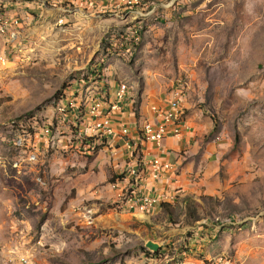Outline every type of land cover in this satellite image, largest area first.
<instances>
[{
	"label": "rangeland",
	"instance_id": "374dc122",
	"mask_svg": "<svg viewBox=\"0 0 264 264\" xmlns=\"http://www.w3.org/2000/svg\"><path fill=\"white\" fill-rule=\"evenodd\" d=\"M114 1L0 0V264H264V0ZM174 100L177 201L125 210L94 125Z\"/></svg>",
	"mask_w": 264,
	"mask_h": 264
},
{
	"label": "built area",
	"instance_id": "2783aa9c",
	"mask_svg": "<svg viewBox=\"0 0 264 264\" xmlns=\"http://www.w3.org/2000/svg\"><path fill=\"white\" fill-rule=\"evenodd\" d=\"M85 1L89 3L97 2L98 4L114 5H119L120 2L114 0ZM121 1L129 2L128 0ZM122 98L123 90L119 89L117 93V99L121 100ZM99 106L100 104L98 103L92 108L93 115H95V111L99 109ZM171 110H180V104L178 101H172L167 107L153 106L151 108L152 123H147L144 126V129H140L139 131V134L144 141L152 140V145L155 149H160L163 146V142L168 138H179L182 133L188 129L187 125H181L175 122L176 120H172ZM114 111L115 104H113V106L111 105V112L108 114L107 119H100L95 123L94 128L100 132V135L105 137H109L111 135H121V129L119 128L120 131L117 132L110 115ZM129 145L132 146V153L130 155L131 170H133L136 174H145L144 181H137L144 184L145 193H130L128 190H124V183L119 180L123 186V197L116 199L117 202H123V208L125 210H131L138 209V207L147 206L148 202H156L157 204L160 198H167V202L171 201V199L177 195L176 191L161 189L153 185H148L150 182H156L168 176L167 165L169 161L158 155L143 154L141 151H139L138 146H133L131 142ZM147 189H155V191L158 193L157 201H150L147 198ZM221 264H224V262Z\"/></svg>",
	"mask_w": 264,
	"mask_h": 264
},
{
	"label": "bare ground",
	"instance_id": "6f19581e",
	"mask_svg": "<svg viewBox=\"0 0 264 264\" xmlns=\"http://www.w3.org/2000/svg\"><path fill=\"white\" fill-rule=\"evenodd\" d=\"M124 92H125V89H123V95H124ZM116 109H119V108H117V106H115V110ZM171 118H172V120H176L175 122H177L178 124L187 125L184 122L185 120H184L183 111H182L181 107H180V110H171ZM147 123H152V121L144 122L141 129H144V126ZM120 137H124V138L127 137V131L124 130L121 133ZM145 142L152 143V140H145ZM129 144H130V141L127 140L125 142V147L128 150H132V146ZM172 168H173L172 165L170 163H168L167 172L172 171ZM144 175L145 174H136L133 170H131V165H130V167H128V170L125 173V176L122 177V179H120V181H122L124 183V190H128V192H130V193H145V188H144L143 184L137 182V181H140ZM120 181L116 180L115 184L113 185V187H114L113 189H116V192H117L115 195L116 199H120L121 197H123V186H122V183ZM147 198L150 201H157L158 200V193L156 191L151 192V191L147 190ZM175 201H177L176 196H174L171 199V201H168V202H167V198H160L159 202L157 204H156V202H148L147 206L138 207V209H131L128 211L146 213V212L151 211L154 208L159 207L161 205H172L175 203ZM117 203H119L120 206L123 207V202H117ZM221 263H223V260H219L215 264H221Z\"/></svg>",
	"mask_w": 264,
	"mask_h": 264
},
{
	"label": "crops",
	"instance_id": "0c3cea01",
	"mask_svg": "<svg viewBox=\"0 0 264 264\" xmlns=\"http://www.w3.org/2000/svg\"><path fill=\"white\" fill-rule=\"evenodd\" d=\"M53 1H56V0H53ZM89 4H93V3H89ZM130 122L131 121H129V123ZM144 122H146V121H144ZM143 123H142V125H143ZM126 125H128V123H126ZM129 137H131V139H133L134 146H138V149H140L139 151H141L143 154L158 155V156H160L163 159H166L168 161H169L168 156L170 154L169 151H173V150L179 149V147H180L179 145L181 144V141H179L178 138H172L171 137L170 139H167L164 142L163 146L160 149H155L153 147L152 143L145 142L141 138L139 132L137 134V133H135V131H132L131 128L129 129ZM123 138L124 137L121 138V137L118 136V137H116V139H114V144H117L118 143L121 146V148L118 149L120 151L121 155L124 154L125 148H126L125 147L126 139L125 138L123 139ZM127 151H128V153H126V155H127L128 159L131 161V158H129V157H131L130 155H131L132 151H129L128 149H127ZM169 173L170 172H167V175L168 176L164 177L163 179H161L159 181H156V182H150V183H148V185H153V186L158 187V188H161V189H168L169 188L168 187V182L172 178L171 177L172 176V173L171 174H169ZM144 180H145V175L143 176V178L140 181H144ZM143 186H144V184H143ZM165 186H167V187H165ZM144 188H145V186H144ZM147 190L148 191H151V192L155 191V189H147ZM195 262L196 263H199V261H197V260H195ZM186 263H192V262H191L190 259L184 260L182 262V264H186Z\"/></svg>",
	"mask_w": 264,
	"mask_h": 264
},
{
	"label": "water",
	"instance_id": "95a60500",
	"mask_svg": "<svg viewBox=\"0 0 264 264\" xmlns=\"http://www.w3.org/2000/svg\"><path fill=\"white\" fill-rule=\"evenodd\" d=\"M144 246H145V248H146L148 251H150V252H152V253H155V252H157V251L160 249L159 244L156 243V242H153V241H151V240L146 241V243H145Z\"/></svg>",
	"mask_w": 264,
	"mask_h": 264
},
{
	"label": "trees",
	"instance_id": "16d2710c",
	"mask_svg": "<svg viewBox=\"0 0 264 264\" xmlns=\"http://www.w3.org/2000/svg\"><path fill=\"white\" fill-rule=\"evenodd\" d=\"M164 206H166V207H167V205H164Z\"/></svg>",
	"mask_w": 264,
	"mask_h": 264
}]
</instances>
